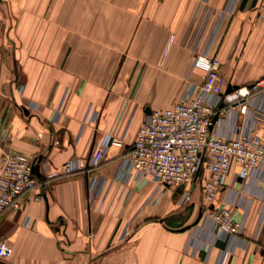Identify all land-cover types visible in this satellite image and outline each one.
<instances>
[{
	"label": "crops",
	"instance_id": "obj_1",
	"mask_svg": "<svg viewBox=\"0 0 264 264\" xmlns=\"http://www.w3.org/2000/svg\"><path fill=\"white\" fill-rule=\"evenodd\" d=\"M0 0V162L6 148L29 156L42 199L0 215V264H264V175L243 180L233 163L214 202L244 228L217 238L207 215L204 170L186 188L140 178L127 161L151 109L177 103L202 82L195 55L221 62L225 88L264 76L261 0ZM256 110L214 127L264 133ZM108 134L99 167L48 179L88 161ZM56 141V142H55ZM48 179V180H47ZM34 194L33 192H31ZM29 196V195H27Z\"/></svg>",
	"mask_w": 264,
	"mask_h": 264
},
{
	"label": "built area",
	"instance_id": "obj_2",
	"mask_svg": "<svg viewBox=\"0 0 264 264\" xmlns=\"http://www.w3.org/2000/svg\"><path fill=\"white\" fill-rule=\"evenodd\" d=\"M231 1L234 8L238 0ZM261 1L260 13L264 14V0ZM195 62L205 69L202 82L185 90L173 106L151 109L146 114L127 153V161L140 178L170 187L188 186L207 170L208 176L202 185L207 215L213 221L216 237L227 239L242 233L244 221L236 218L231 208L234 202L226 200L221 207H215L214 202L225 187L233 163L239 167L236 176L243 180L264 175V133L250 127L233 129L223 135L214 127L222 119L232 118L233 127L238 128L236 114L256 110L254 98L264 90V76L227 89L219 59L202 52L195 55ZM258 112L264 117V109ZM114 142L112 134H108L96 144L88 161H70L60 172L51 173L47 178L99 167ZM33 165V160L23 153L11 148L4 151L0 162V215L8 210H20L29 199H42L37 189L45 181L36 175ZM190 196V189L185 187L179 204ZM232 250L229 247L220 250V264ZM11 253L10 245L0 240V259L10 257Z\"/></svg>",
	"mask_w": 264,
	"mask_h": 264
},
{
	"label": "rangeland",
	"instance_id": "obj_3",
	"mask_svg": "<svg viewBox=\"0 0 264 264\" xmlns=\"http://www.w3.org/2000/svg\"><path fill=\"white\" fill-rule=\"evenodd\" d=\"M202 193H203V191H202Z\"/></svg>",
	"mask_w": 264,
	"mask_h": 264
}]
</instances>
